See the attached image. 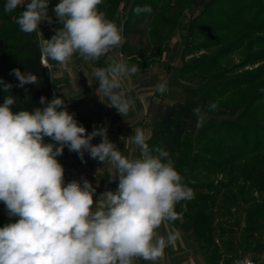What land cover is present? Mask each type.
<instances>
[{
	"label": "clouds",
	"instance_id": "9594fccd",
	"mask_svg": "<svg viewBox=\"0 0 264 264\" xmlns=\"http://www.w3.org/2000/svg\"><path fill=\"white\" fill-rule=\"evenodd\" d=\"M103 0H59L52 11L60 27L50 39L38 42L40 58L71 71L74 56L95 62L121 47L125 40L122 27L106 17L98 6ZM22 11L16 19L20 30L39 32L41 22L53 23L49 0H5L4 11ZM135 14H151L150 5L137 6ZM43 37V36H42ZM140 71L136 64L112 60L95 68L98 97L108 101L121 116L133 107L121 81ZM13 74L18 87L38 84L31 72L18 68ZM9 93L12 84L0 80ZM167 81L156 90L163 94ZM16 97L10 93L0 104V201L15 222L0 227V264H135L137 260L155 264L166 247L174 244L177 232L159 235L165 222L181 219L176 205L194 198L193 190L175 168L168 151L150 147L145 132L137 128L124 138L136 145L140 154L129 158L108 138L106 126L89 133L67 110L64 99L41 96L31 111L13 110ZM215 103L209 108L214 110ZM199 115L200 109H193ZM101 142L93 144L95 137ZM45 137L52 143H46ZM78 154L82 162L90 158L115 169L109 182L118 180L114 191L106 190L94 199L96 187L88 180L65 184L64 167L57 157L64 148ZM186 210V205L183 206Z\"/></svg>",
	"mask_w": 264,
	"mask_h": 264
},
{
	"label": "trees",
	"instance_id": "16d2710c",
	"mask_svg": "<svg viewBox=\"0 0 264 264\" xmlns=\"http://www.w3.org/2000/svg\"><path fill=\"white\" fill-rule=\"evenodd\" d=\"M172 2L177 0H133L124 27H135L140 19L148 21L152 48L158 50L166 43V51L177 25V20L171 16ZM124 3V0H103L98 9L116 22L118 7ZM4 4L5 0H0V80L13 85L9 90L16 97L13 110L31 111L43 107L39 103L41 96L51 100L56 95L55 85L51 71L41 64L37 32H22L16 23L22 9L7 13ZM143 5L151 6V14H135L133 10ZM201 6V11L189 21L186 39L194 37L196 30L210 35L235 23L239 24L234 32L238 35L221 39V48L214 55L192 65H182L179 75L185 72L190 74L187 80H201L203 83L196 88L184 87L185 100L166 106L164 114L152 127L148 144L168 151L175 168L184 177V183L194 192L193 199L176 205V211L182 214L181 219L169 224L196 242L206 264H233L240 255L247 254L254 255L251 260L257 264L258 257L264 252V203L256 202L250 192H264V121H257L264 109V66L246 76L229 79L225 76L231 71L220 72V64L240 50L246 40L248 49L255 45L264 46V19L259 18L261 13L264 14V5L261 0H206ZM251 13H255L254 16ZM249 15L253 18L245 22ZM201 46L211 47L209 44ZM122 48L124 44L121 46L124 52ZM131 56L136 58L134 53ZM181 57H185L183 50ZM263 57L264 52L253 56L249 62ZM17 68L22 73L35 74L39 83L18 87L19 81L10 74ZM213 91L235 93L232 106L223 110L210 109ZM9 93L0 86V104ZM195 108L200 109L199 115L194 114ZM237 112L234 119L214 120L226 115L233 117ZM205 113H210L212 119L201 125ZM45 142L53 141L45 137ZM139 154L137 148V156ZM68 158L65 147L57 159L65 167ZM224 173L229 177L227 182L215 180ZM238 179L244 184L235 194L231 187ZM241 204L246 207L242 220H238L231 210ZM0 210H7L4 203L0 204ZM15 219L0 211V227L15 222ZM224 254L229 257L224 258Z\"/></svg>",
	"mask_w": 264,
	"mask_h": 264
},
{
	"label": "rangeland",
	"instance_id": "374dc122",
	"mask_svg": "<svg viewBox=\"0 0 264 264\" xmlns=\"http://www.w3.org/2000/svg\"><path fill=\"white\" fill-rule=\"evenodd\" d=\"M205 1L206 0H177V2H172L174 9L171 13V16L177 20V25L175 27V34L169 41L166 51V43L164 44L165 47L161 46L158 48V50H154L152 48L153 44L149 37L151 29L150 27H147L148 21L140 19L139 23L135 27H129L128 29L124 27L125 21L129 16V11L131 9L133 0H124L125 3L119 5L118 7L116 23L121 26L123 30L122 35L124 37L125 42L124 49H122L124 50V52H122L123 56H119L120 47L116 48L109 53V57L111 58H108L106 61L122 60L127 62L129 65L136 64L139 67L140 71L136 75L127 78V81H131V83L135 82V84L137 85V89H139L144 95L154 93V96H157L156 99L157 101H159V105L162 108L158 120L164 114L166 106L178 102H183L185 100V95L183 93L184 87L196 88L198 85L203 83L201 80H187V78L190 77V74H187L185 72L182 75H179V71L182 65H192L196 63V61L202 60L206 56L214 55L216 51L221 48V39H224L226 36L227 37L225 39L229 37L231 38V36L235 32V28L239 26L238 23H235L231 26H226L224 31L220 30L217 31L215 34L210 35L205 31L204 33H201L200 30H196L194 32V37L186 39V28L189 25V21L201 11V2ZM261 3L264 5V0H261ZM254 14L255 13H251L250 15L254 16ZM250 15L246 16V19L244 20L245 22L251 21L250 18L253 17ZM259 18L264 19V14L261 13ZM234 35H236V33ZM236 36H234V38H236ZM202 44H209L211 47L205 48L201 46ZM248 44V40L244 41V44L240 50L231 54L229 57L226 58L225 61L220 64V72L224 70L231 71L227 74V76H225L226 78L228 77L229 79H231L236 76H246L258 69L263 68L264 57L260 58L258 61H255L253 63L251 61L249 62V60L252 59L253 56L264 52V46L255 45L252 48L248 49ZM182 50L184 51L185 55L183 59L181 57ZM130 53H134L136 55V58H132ZM125 57H128V59H126ZM247 58V62H244ZM98 62L99 61L89 62V67H93V69L97 68L96 64H98ZM89 67L85 66L86 71L89 70ZM174 70H176V72ZM92 73L88 74L87 80H95V78L91 75ZM175 73L177 74L175 75ZM161 80H166L168 85L167 91L163 94L156 90V85L160 83ZM235 96V93L233 94L229 92L226 94H220L217 91H213L211 101L212 103H215L217 105L215 109L219 108V110H223L224 107L227 108L229 106H232L231 104L234 102ZM154 106L155 105L153 104L147 109L145 118L149 119L156 114L157 108H154ZM236 115H238V112L235 113L233 117H229L226 115L223 117L216 118L214 120H230L234 119ZM210 119H212L210 113L203 114L201 125H204ZM257 121L258 123H262L264 121V109L257 117ZM220 179L225 180L227 182L229 177L225 173L224 175L219 174L215 180ZM243 184L244 182L241 179H238L235 182V185L231 187V190L235 194H238ZM250 193V197H252L256 202L264 203V192L251 191ZM2 203L3 202L0 201V204ZM244 207H246V205L241 204L238 207H235V209L231 210L232 213H234V217L236 219L242 220ZM0 211L3 212L5 215H9L7 210ZM215 223L216 225H218L217 220ZM216 229H218V227H216ZM218 233L219 232L217 231L215 234L218 235ZM253 256L254 255L252 254L240 255L238 260H235V262L233 261V264H241L244 262V260L251 259ZM227 257H229V254H226L224 258ZM257 264H264V252L258 257Z\"/></svg>",
	"mask_w": 264,
	"mask_h": 264
},
{
	"label": "crops",
	"instance_id": "0c3cea01",
	"mask_svg": "<svg viewBox=\"0 0 264 264\" xmlns=\"http://www.w3.org/2000/svg\"><path fill=\"white\" fill-rule=\"evenodd\" d=\"M59 3V0H49V15L53 17V23L49 24L47 21L41 22L39 31L42 36L37 32L39 40L42 38L50 39L54 34V29L60 27L55 21V15L52 9ZM110 55L101 57L98 60V67H105L111 61H106ZM119 56H123L121 47L119 49ZM128 59V57H125ZM97 62V61H95ZM52 65L50 68L52 79L55 85L56 96L64 99L67 110L74 113V118L79 124L83 125L87 132H91L95 127L106 126L108 129V138L116 144L118 150L129 158L137 157V146L127 142L124 138H128L133 134L137 128L142 129L146 136L149 138L151 135L152 127L158 120L160 112L162 111L159 101H157L154 93L144 95L135 82L131 83L127 79L122 80L123 89L126 91L127 96L132 100L133 107L126 116H121L114 108L107 105L106 98L98 97L96 91L98 81L87 80L88 74L94 71L93 67H89V62L83 61L78 56H74L68 68L71 71L62 70L54 61H49ZM85 66L89 67L86 71ZM92 75V74H91ZM92 77H94L92 75ZM95 78V77H94ZM140 91V92H139ZM156 101V102H155ZM155 105L156 114L151 118H145L147 109ZM150 116V115H149ZM101 142V137L97 136L92 140L93 144ZM84 159L90 160L92 166L99 165V169L95 171V177L92 184L96 187L94 199H98L100 194L106 190L114 191L117 187L118 180L109 182L115 176V169L113 166L92 160L88 153H85ZM159 235L166 236L169 232L179 233L176 242L164 250L162 259L155 262V264H206L201 257V253L197 248L194 240L181 233L178 229L171 226L169 222H165L157 230ZM135 264H152V262L137 260Z\"/></svg>",
	"mask_w": 264,
	"mask_h": 264
},
{
	"label": "built area",
	"instance_id": "2783aa9c",
	"mask_svg": "<svg viewBox=\"0 0 264 264\" xmlns=\"http://www.w3.org/2000/svg\"><path fill=\"white\" fill-rule=\"evenodd\" d=\"M41 64L45 67L42 61ZM47 69L50 70V68ZM67 151L69 158L65 160L66 161L65 163L66 165L64 167L65 184L73 180L80 181L82 183L83 179H86L90 183H92V180L95 177V171L99 169V165L95 164L94 166H92L90 160H86V159H85L86 163H84L81 161L77 153L69 151L68 148ZM241 264H256V263L253 262L251 259H246Z\"/></svg>",
	"mask_w": 264,
	"mask_h": 264
}]
</instances>
